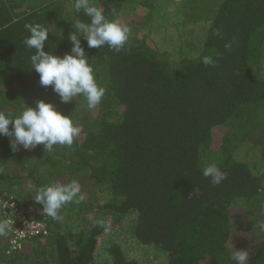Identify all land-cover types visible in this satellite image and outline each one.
Wrapping results in <instances>:
<instances>
[{"label":"trees","instance_id":"trees-1","mask_svg":"<svg viewBox=\"0 0 264 264\" xmlns=\"http://www.w3.org/2000/svg\"><path fill=\"white\" fill-rule=\"evenodd\" d=\"M164 1L174 9L160 0H90L128 27L129 39L115 52L89 48L81 37L106 89L89 109L82 95L62 103L51 85H40L29 59L35 49L23 42L30 35L25 24L40 23L49 33L44 51L63 57L71 54L76 23L89 18L73 10L74 0H0V112L14 118L43 100L81 128L71 147L51 150L41 144L13 151L11 138L0 136V190L19 179L34 189L75 180L81 192L103 194L96 206L88 200L76 234L42 205L11 199L47 233L8 253L0 225V264H140L116 241L124 223L162 264H236L240 250L248 253L246 264H264V170L235 160L264 115V0ZM170 11L179 42L146 40L142 33L168 35L161 21ZM204 56L215 66L203 65ZM212 163L227 174L219 185L202 175ZM92 207L108 215L89 221Z\"/></svg>","mask_w":264,"mask_h":264},{"label":"clouds","instance_id":"clouds-1","mask_svg":"<svg viewBox=\"0 0 264 264\" xmlns=\"http://www.w3.org/2000/svg\"><path fill=\"white\" fill-rule=\"evenodd\" d=\"M72 8L75 12H83L89 22L78 21L75 31L70 33L71 54L63 57L44 51L49 33L40 23L25 24L30 33L25 37L24 44L29 49H35L30 56L31 69L39 75V83L46 87L51 85L62 103H68L73 97L82 95L87 100L89 109L97 107L105 96L106 89L96 82L93 68L85 57L81 46V37L89 48L109 49L120 52L125 50L129 39V29L122 26L118 20L108 19L104 12L90 0H74ZM231 48L230 44L225 45ZM203 65L215 66L216 61L211 56L202 57ZM11 124V130L9 125ZM81 133V128L74 126L69 115H63L51 103L38 100L36 106H26L16 117L11 118L0 112V136L10 137V147L13 151L22 147L25 150L35 149L44 145L51 150L54 145L71 147L74 138ZM202 175L210 178L213 185H219L227 178V174L215 164H209L202 170ZM34 201L42 205L43 212L52 219L59 220V211L69 203H82L86 195L81 192L80 184L73 180L66 185L52 183L36 188ZM110 226L105 225V231ZM264 230V226H262ZM236 264H246L248 253L240 250L233 253Z\"/></svg>","mask_w":264,"mask_h":264},{"label":"rangeland","instance_id":"rangeland-1","mask_svg":"<svg viewBox=\"0 0 264 264\" xmlns=\"http://www.w3.org/2000/svg\"><path fill=\"white\" fill-rule=\"evenodd\" d=\"M160 2H163L161 5L166 6L165 10L169 9L172 10L173 5L170 3H166L164 0H160ZM163 24L167 25V30H168V35L158 32V30L154 31L152 34L153 38L148 35H144L143 33L141 34L146 40H154L156 43L157 42H163L165 43L167 36H173L175 42H179L180 36L178 35L179 30L176 31L173 22H174V16L168 13V16L166 20L161 21ZM139 35V36H141ZM191 34L189 35L190 38ZM194 37V36H193ZM187 41V40H186ZM161 42V43H162ZM158 45V44H155ZM198 47H200L199 43H197ZM169 51L170 48H169ZM170 53V52H169ZM260 122H263L262 124H259ZM256 124L259 130L256 132L255 136L248 137L247 139L243 140L240 145L238 146L237 150L235 151V160L248 164L255 173H261L264 170V115H260V119L256 120L254 122ZM261 132L259 133V131ZM259 133V134H258ZM258 135H261L260 139H258ZM35 150H40L35 149ZM16 184L12 185L11 187H7L5 190H0L3 193H9L10 194V200L11 199H18L21 198V200H26V202L34 203V195L36 189L31 187L30 183L28 180L25 179H19ZM82 193L86 195V199L82 203H75L72 202L69 207L66 209L65 206L62 207L63 210H65L62 214L63 216L60 217V222H67L68 226L64 227V230L71 233V234H76L80 231V224L79 222H75V220L78 219L79 216L82 215L83 210L87 211L86 206L88 200H91L92 202L90 203L91 206H94L96 202L95 200H99L102 198L103 194L101 192L99 193H89V190L84 188L82 190ZM2 195V193H0ZM96 206V205H95ZM93 208V207H92ZM96 208H93V211H89V214L86 215V219L89 221H92L94 218H99L102 219L104 215H108V213H96ZM69 215H73L72 218H68ZM131 218H129L130 220ZM128 220V221H129ZM115 238L116 241L121 244L122 248L127 252V254L135 258L139 261L140 264H162V259L158 260L153 256L152 252L146 251L142 249L138 244L135 243V241L132 238L131 232L128 228H126V223L123 224V226H119L116 228L115 231ZM3 246H5L4 242L2 241L1 243Z\"/></svg>","mask_w":264,"mask_h":264},{"label":"built area","instance_id":"built-area-1","mask_svg":"<svg viewBox=\"0 0 264 264\" xmlns=\"http://www.w3.org/2000/svg\"><path fill=\"white\" fill-rule=\"evenodd\" d=\"M0 225L1 236L8 253L19 250L28 239L47 233L44 222L28 219L18 204L12 200H0Z\"/></svg>","mask_w":264,"mask_h":264}]
</instances>
